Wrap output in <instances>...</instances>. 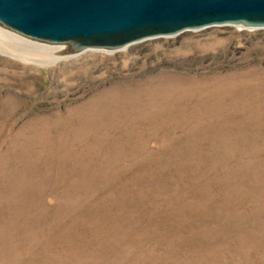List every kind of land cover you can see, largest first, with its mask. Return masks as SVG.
Wrapping results in <instances>:
<instances>
[{"label": "rangeland", "instance_id": "rangeland-1", "mask_svg": "<svg viewBox=\"0 0 264 264\" xmlns=\"http://www.w3.org/2000/svg\"><path fill=\"white\" fill-rule=\"evenodd\" d=\"M6 50L0 264H264V29Z\"/></svg>", "mask_w": 264, "mask_h": 264}, {"label": "water", "instance_id": "water-1", "mask_svg": "<svg viewBox=\"0 0 264 264\" xmlns=\"http://www.w3.org/2000/svg\"><path fill=\"white\" fill-rule=\"evenodd\" d=\"M214 26L264 29V0H0V27L76 55Z\"/></svg>", "mask_w": 264, "mask_h": 264}, {"label": "bare ground", "instance_id": "bare-ground-1", "mask_svg": "<svg viewBox=\"0 0 264 264\" xmlns=\"http://www.w3.org/2000/svg\"><path fill=\"white\" fill-rule=\"evenodd\" d=\"M15 34L16 33L14 32L11 33V31L0 27V42L7 46L8 50L6 49L5 50L8 51L10 56L20 60H24L25 62L28 63L31 62V63H38L39 65H44V64H50V60L47 59L46 57L45 59H39V60L29 58L28 53L24 51H44L45 53L49 54L53 60H55L54 62L66 58H73L75 56L80 55V54L76 55L75 52H72L73 49H71L70 46H51V45H47L46 43L28 39L18 34L17 35ZM35 45L43 48H37ZM46 47L51 50L46 51L47 50ZM5 50L0 46V51H5Z\"/></svg>", "mask_w": 264, "mask_h": 264}]
</instances>
